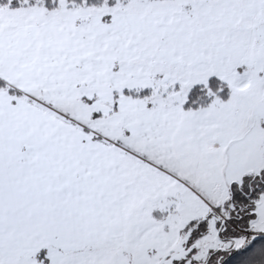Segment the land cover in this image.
Segmentation results:
<instances>
[{"label": "snow or ice", "instance_id": "snow-or-ice-1", "mask_svg": "<svg viewBox=\"0 0 264 264\" xmlns=\"http://www.w3.org/2000/svg\"><path fill=\"white\" fill-rule=\"evenodd\" d=\"M0 264H264V0H0Z\"/></svg>", "mask_w": 264, "mask_h": 264}]
</instances>
